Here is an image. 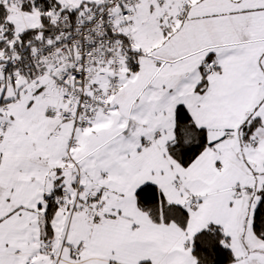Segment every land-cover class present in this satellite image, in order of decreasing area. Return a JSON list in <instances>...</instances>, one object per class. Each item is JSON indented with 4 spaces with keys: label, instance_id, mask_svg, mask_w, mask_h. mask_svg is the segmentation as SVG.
Instances as JSON below:
<instances>
[{
    "label": "snow or ice",
    "instance_id": "6c2138e0",
    "mask_svg": "<svg viewBox=\"0 0 264 264\" xmlns=\"http://www.w3.org/2000/svg\"><path fill=\"white\" fill-rule=\"evenodd\" d=\"M0 264H264V0H0Z\"/></svg>",
    "mask_w": 264,
    "mask_h": 264
}]
</instances>
